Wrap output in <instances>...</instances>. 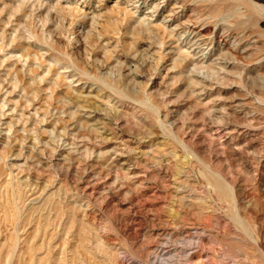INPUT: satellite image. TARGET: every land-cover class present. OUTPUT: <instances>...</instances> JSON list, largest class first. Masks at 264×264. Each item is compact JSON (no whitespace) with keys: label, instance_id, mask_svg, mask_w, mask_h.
Returning <instances> with one entry per match:
<instances>
[{"label":"rangeland","instance_id":"obj_1","mask_svg":"<svg viewBox=\"0 0 264 264\" xmlns=\"http://www.w3.org/2000/svg\"><path fill=\"white\" fill-rule=\"evenodd\" d=\"M0 264H264V0H0Z\"/></svg>","mask_w":264,"mask_h":264}]
</instances>
